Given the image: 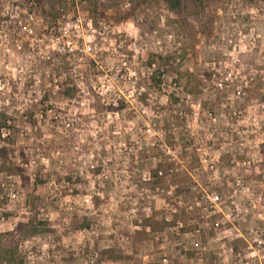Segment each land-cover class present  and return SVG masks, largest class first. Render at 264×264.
<instances>
[{"label":"rangeland","instance_id":"rangeland-1","mask_svg":"<svg viewBox=\"0 0 264 264\" xmlns=\"http://www.w3.org/2000/svg\"><path fill=\"white\" fill-rule=\"evenodd\" d=\"M29 25L33 50L0 53V254L264 264V0H0V42Z\"/></svg>","mask_w":264,"mask_h":264},{"label":"built area","instance_id":"built-area-1","mask_svg":"<svg viewBox=\"0 0 264 264\" xmlns=\"http://www.w3.org/2000/svg\"><path fill=\"white\" fill-rule=\"evenodd\" d=\"M32 14H30V22H33L34 20V16H35V11L32 10ZM82 25H83V21L82 18L80 17V15H77L73 18H68L67 24H66V28H61L60 32H61V38L64 40V43L62 45V48L59 47L58 48V53L61 54H65V55H69L71 53H75V47H74V38H79V35L82 34ZM34 28L27 26L22 28V30L24 32H21L19 34H15L17 40L14 42V45L11 46L9 45V37L7 34L3 35V38L1 39L0 42V53H2V55L5 58H9L11 59V57L14 55L15 52H17L19 55H24L25 54V46L23 43L22 39H19L21 37V35H27L28 39H32L31 43L29 45V47L33 50V46H34V40L35 37L34 35ZM65 31V34L63 33ZM71 33H75L76 35L74 37L71 36ZM58 40H60V38H57ZM91 50V48H86L84 49L83 53L86 55L88 54V52ZM89 55V54H88ZM218 87H220L221 89L223 88V84H217ZM163 173H160V176H162ZM169 195H171V191L168 192ZM179 205H182V202L180 201L178 203ZM144 212L147 214V218L150 217L151 214V208L150 207H146L144 209ZM176 212V210H175Z\"/></svg>","mask_w":264,"mask_h":264},{"label":"trees","instance_id":"trees-1","mask_svg":"<svg viewBox=\"0 0 264 264\" xmlns=\"http://www.w3.org/2000/svg\"><path fill=\"white\" fill-rule=\"evenodd\" d=\"M40 1H51V0H40ZM156 81V80H155ZM61 95L63 96V98L69 102H72L75 99V91L73 88H62V93ZM3 119V121H2ZM2 130H9L8 128V118L5 117V115H3L0 118V133ZM0 141H1V134H0ZM0 155L1 158L4 159V161L8 160L9 157V152L7 150V148H1L0 149ZM19 173H21V171H18ZM160 173H163L162 176H160ZM165 173L159 169L154 170V172H152V180H151V185L152 188L156 189L159 186H161L165 180H166V175H164ZM20 176H22L23 174H19ZM148 220L145 221L146 223V227L150 228L153 232H157L161 235L165 234L167 232V229L169 227H171V225L173 224H168L167 222H157V218L156 216L152 215V217L150 218H146ZM34 229H35V233L36 235L40 234V233H49L51 232L49 230V228L47 227V225L44 224H34ZM237 249V247L235 248ZM237 251V250H235ZM3 254H0V260L2 263H7V264H20V262L17 261L16 259V252L14 253V251L12 250H3L2 252Z\"/></svg>","mask_w":264,"mask_h":264}]
</instances>
